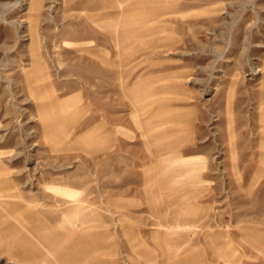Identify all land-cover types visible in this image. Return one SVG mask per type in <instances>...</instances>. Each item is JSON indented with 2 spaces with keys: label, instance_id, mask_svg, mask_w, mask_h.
I'll return each instance as SVG.
<instances>
[{
  "label": "rangeland",
  "instance_id": "1",
  "mask_svg": "<svg viewBox=\"0 0 264 264\" xmlns=\"http://www.w3.org/2000/svg\"><path fill=\"white\" fill-rule=\"evenodd\" d=\"M0 264H264V0H0Z\"/></svg>",
  "mask_w": 264,
  "mask_h": 264
}]
</instances>
